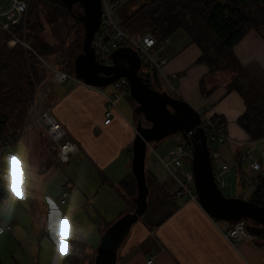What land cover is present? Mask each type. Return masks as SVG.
I'll return each instance as SVG.
<instances>
[{
	"label": "crops",
	"instance_id": "crops-1",
	"mask_svg": "<svg viewBox=\"0 0 264 264\" xmlns=\"http://www.w3.org/2000/svg\"><path fill=\"white\" fill-rule=\"evenodd\" d=\"M187 47L189 54L185 53L184 47L177 49L176 46L171 48L168 45L167 48L168 62L163 71L167 74L176 73L178 95L174 96L186 99L199 111L220 116L225 121L229 138L218 145V152L211 153L212 161L215 163L219 160L233 165L225 176L231 186H243L245 178L253 177L255 189L256 178H264V135L253 137L239 122L246 111V105L238 91L228 89L232 73L210 72L208 64L199 61L202 53L199 45L191 41ZM233 52L241 63L258 76L264 89V30L249 28L234 45ZM204 83L206 90L202 91ZM99 88L109 92L113 90L111 84ZM99 88L72 79L57 82L54 92L47 90L41 93V98L48 102L46 105L52 106L55 116L79 145V150L68 162L63 163L68 164L75 158L73 167L77 172L72 179L66 181L62 178L63 185L59 191L63 188L69 191L64 203L59 202L57 205L51 198L52 191L46 190V180L57 171L56 166L60 161L56 157L53 140L44 132L37 119L25 121L19 127L21 134H15L16 138L8 148L5 149L3 141L0 142V180L7 188L5 195L1 194L4 188H0V203H7L10 214L16 215L11 217L13 220L3 222L10 225L3 232H14L23 238L30 237L34 242L30 234H24V228H21L17 220V217L21 220L19 215H24V220L31 226L32 235L39 237L36 244L46 240L63 245L67 241L69 247L74 246L75 239L71 230L78 231L76 219L79 215L84 218L90 216L88 208L83 205L87 177L104 170L107 172V180L109 176L117 178L122 170L115 163L120 157L127 159L124 153L130 152V144L136 134L135 111L130 98L119 100L111 120L106 123L105 97ZM162 88L167 90L165 85ZM9 130L7 134L14 135ZM164 139L155 142L157 147L153 146L154 143L150 144L146 155V176L152 179L151 185L148 178L147 182L153 202L149 206L148 201L146 218L141 216L131 226L118 249L116 264H264V237L255 234L252 240L240 239L232 243L201 204L189 202L176 194L177 182L160 161V157L172 148L162 146ZM247 149H250V158L236 164L238 154ZM253 161L260 162L261 167L252 169L250 164ZM185 162L191 164L189 158L184 159L183 165ZM182 167L179 169L181 172ZM125 191L126 195L118 190L116 196H111L112 207H107L115 210L116 216L123 212L124 205L127 206L126 211L132 206L133 197L127 189ZM70 193L72 208L69 205L67 209L61 208L68 204ZM13 201L17 203L16 206L11 205ZM94 209L98 217V209ZM64 214H67V218H64ZM25 215H28V219ZM57 225L59 236L56 235ZM104 228L100 227L99 236ZM13 235L7 234L9 237ZM25 240L30 242L29 239ZM93 240L98 242L100 237H94ZM36 244L35 250L39 247Z\"/></svg>",
	"mask_w": 264,
	"mask_h": 264
},
{
	"label": "trees",
	"instance_id": "trees-1",
	"mask_svg": "<svg viewBox=\"0 0 264 264\" xmlns=\"http://www.w3.org/2000/svg\"><path fill=\"white\" fill-rule=\"evenodd\" d=\"M51 1L54 16L44 17L48 22H56L60 14L68 12L61 0ZM80 9L81 6L77 10ZM75 25L78 28L77 34L67 51L70 68L66 71L70 73H74L75 55L81 51L84 35L82 23L75 20ZM120 25L133 37L150 30L160 39L171 36L178 29H184L189 39L201 48L199 61L207 63L210 72L232 73L228 89L238 91L246 105V111L239 118L242 126L253 137L264 135L263 86L233 52L234 45L249 28L264 30V0H144ZM27 28V35L33 38L32 47L36 51L43 55L54 52V46L37 33L43 28L41 18L32 23L27 19ZM8 38L6 31L0 33V142L8 136L9 126L17 119L21 110L34 103L38 82L42 79L37 66L38 57L19 43L9 48ZM141 65L140 63V68ZM142 75L151 86L158 88L152 75ZM205 88L204 83L202 91ZM130 100L134 101L132 98ZM183 145L190 148L187 140ZM123 184L133 197L136 194L135 179L125 180ZM1 186L4 188L1 194L5 195L7 188L0 180V188ZM248 200L264 206L262 176L256 178L255 189ZM243 219L247 223V229L248 226L262 227L253 219ZM233 222L235 221H230ZM252 232L264 237V233Z\"/></svg>",
	"mask_w": 264,
	"mask_h": 264
},
{
	"label": "rangeland",
	"instance_id": "rangeland-1",
	"mask_svg": "<svg viewBox=\"0 0 264 264\" xmlns=\"http://www.w3.org/2000/svg\"><path fill=\"white\" fill-rule=\"evenodd\" d=\"M107 1L114 4L111 13L114 20L120 25L124 21V19H126L137 7H139V5L144 0ZM9 4L10 0H0L1 9L8 8ZM51 4H53L51 0H30L27 13L24 15L21 23L14 28L18 38L25 42L29 46V48L24 44H19H21L26 49L32 50L33 53L38 57L39 62L37 66L39 70V76L42 78L38 82L36 99L34 103L31 106L23 108L17 115V119L13 121L9 126V129H11V131L14 133V135L10 136H13L14 140L16 138V133V135L18 136L21 134L19 133V131L21 130L19 129V127H21L23 123L29 119H38L42 108H44L46 104H48L46 100L41 98V93L47 90L54 92L55 90L57 81L53 77L54 71L52 67L62 68L64 70H69L70 68L67 63V51L70 49L69 45L72 44L77 34L76 31L78 28L75 25L76 19L69 13H64L59 15L60 17L58 21L48 22L45 17L49 18L50 16H54ZM73 8L77 11V9L80 8V5L75 4ZM40 18L43 21V28L37 33L44 39V41L54 46V52L51 54L43 55L36 51L32 47L33 38L31 39L27 35V19H29L32 23L34 20ZM187 36V32L184 29L176 30L171 36H169V46L171 48L176 46L177 49L184 47L185 53L189 54L190 50L187 45L191 43V40ZM7 46L9 48L14 47H10L8 43ZM140 71L144 75H152L159 89H163L162 86L165 85L167 89L166 91H168L171 95H178V92L176 91L178 84L174 83V87L171 86L165 80L161 72L154 71L143 65H141ZM261 82L262 81H260V83ZM106 88H108V86ZM131 102L134 106L136 105L135 101L131 100ZM134 117L136 119L135 124L139 118L142 119L143 124H148V122H146L142 116H139L135 113ZM177 142L178 144H185L186 142L185 138L180 132H175L169 135L161 144L163 147L169 148L176 146ZM219 144L220 143L218 142L210 143L211 153L215 154V152H218L217 147ZM153 146L157 147L158 145L154 143ZM130 149V152L125 151L124 153V156H126L127 159L120 157L115 163V166L119 167V170H122L118 175L119 178L109 176V180H107V172L104 170L97 171L96 173L91 175L90 178L89 176L87 177V187L85 188L86 190L85 197L83 199V205L88 208L87 212L90 216H88L86 213V215L88 216L87 218L79 215V217L76 219L75 224H77L76 228L78 229V231H76L75 229L71 230L75 239L73 240L74 246L72 248L68 246L69 243L67 241L65 242V244L60 245L57 243L54 244V242L49 243L46 240H41L39 244L37 243L39 245L38 249L35 250L34 243L36 244V242L39 241V237L37 235H32L31 226L28 225V221L24 220V215H19V217H21V220L18 217L17 220L21 223V228H24V234L26 236L27 234H30L34 242L31 241L30 237L23 238L20 237L19 234H14V232H3L0 235V264H93L96 254L95 248L97 247V244L99 242V240H97L98 242H96L93 239L94 237H100V227L106 228L112 221L126 212L127 209V206L124 205L122 208L123 212L119 216H116V214H114L115 210L107 209V207L109 208L112 205L113 198H111V196H116V194H118V190L123 195H126V189L124 187L123 181L134 178L131 168L132 143L130 144ZM151 152L152 150L149 149V153ZM74 160L76 159L72 158L68 164L59 162L56 166L57 171L46 180V190L48 191V189H50L52 191L50 194L51 198L56 202L57 205H59L61 197V190L59 191V189L61 185H63L61 182L62 178L66 179L67 181L68 179H72V177L77 174L75 168L73 167ZM189 168H191V164L188 165V163L185 162L182 169L187 170ZM177 172L180 177H183V174L180 170H178ZM129 173L130 175H128ZM147 178L149 184L151 185V177L148 175ZM245 179L246 181L244 185L240 187H233L231 186L230 182L227 181L228 188L227 190H223L224 194L230 197H240L248 200L254 190L253 177H247ZM83 181L85 182L86 179ZM47 185L50 188H48ZM71 193L68 198V204L61 206V208L67 209L68 205L72 208V204L70 201ZM148 201L150 206L153 202L152 193L149 195ZM6 204L7 203H0V225L4 224L3 222H9L10 220H13V217H16V215L12 216V214H10V209ZM13 204L14 201L11 203V205H17V203H15L14 205ZM104 204L106 206H104ZM131 205L132 206L130 210H132L135 206L133 201H131ZM93 207L98 209V217L95 216V209ZM10 208L13 209V207ZM93 209L94 211H91ZM146 216L147 213H144L142 215V218H146ZM26 217L28 219V215ZM7 234L14 235L9 237L7 236ZM25 239H29L30 242L26 241ZM91 247H93V251H91Z\"/></svg>",
	"mask_w": 264,
	"mask_h": 264
},
{
	"label": "water",
	"instance_id": "water-1",
	"mask_svg": "<svg viewBox=\"0 0 264 264\" xmlns=\"http://www.w3.org/2000/svg\"><path fill=\"white\" fill-rule=\"evenodd\" d=\"M67 12L84 27L82 50L75 55L74 74L87 85L103 87L120 77L129 82L134 111L142 116L136 121L132 142L131 168L136 183L132 200L134 208L112 221L101 233L93 264H116L118 249L131 226L148 208L150 188L146 176V155L150 144L180 132L192 146L191 168L199 202L213 217L223 221L250 218L262 227L248 226L249 231L264 233V206L240 197H230L219 187L214 171L210 146L201 127L200 111L186 99L151 86L140 72V57L130 46H121L111 53L113 63H99L94 54L92 39L100 26L101 0H61ZM79 4L80 10L74 11Z\"/></svg>",
	"mask_w": 264,
	"mask_h": 264
},
{
	"label": "built area",
	"instance_id": "built-area-1",
	"mask_svg": "<svg viewBox=\"0 0 264 264\" xmlns=\"http://www.w3.org/2000/svg\"><path fill=\"white\" fill-rule=\"evenodd\" d=\"M101 3V23L92 39L96 60L99 63L110 65L113 63L111 53L114 50L121 46H130L139 54L140 63L142 65L154 71L161 72L165 80L174 87L176 73L171 72L167 74L163 71L164 65L168 62L167 48L170 40L169 37L160 39L150 30L145 31L137 37H133L114 20L111 13L114 4L109 3L107 0H101ZM29 4L30 0H10L8 8H0V33L6 31L9 34L7 43L10 47L15 46L17 43H21L29 48L25 42L18 38L14 30L27 13ZM52 69L54 71L53 77L57 82L75 79L83 83L75 74L57 67H52ZM111 86L113 88L111 92L91 86L99 88L104 94V122L106 123L111 120L114 110L118 107L119 100L123 97L131 98L129 82L126 77H120L112 82ZM200 115V125L206 133L209 146L210 143H222L229 138L226 123L220 116L208 115L203 111H200ZM37 122L43 127L44 132L53 140L58 160L62 163L68 162L70 157L79 150V145L77 141L70 136L66 127L55 116L51 105H46L43 108ZM13 141L14 137L8 135L3 140V147L5 149L8 148ZM192 156L191 144L190 148H186L183 144L179 143L170 148L165 156L160 157V161L177 182L176 194L180 197H185L189 202L200 204L195 188L192 168L187 170L182 169L183 177H180L177 172L183 166L184 159L189 158V160H192ZM250 156V149L243 152L241 151L238 154L236 164L239 165L245 162ZM250 167L252 169H259L261 164L258 161H253ZM232 168L233 165L221 163L219 160L213 163L215 179L222 190L227 189L225 176ZM67 197L68 191L63 188L61 190L60 202L64 203ZM64 218H67V214H64ZM214 222L222 230L224 236L232 243L240 239L252 240L255 238V234L247 229V223L244 219H239L230 223L214 217ZM9 228V224L0 225V233ZM151 261L152 259L149 260V262Z\"/></svg>",
	"mask_w": 264,
	"mask_h": 264
},
{
	"label": "snow or ice",
	"instance_id": "snow-or-ice-1",
	"mask_svg": "<svg viewBox=\"0 0 264 264\" xmlns=\"http://www.w3.org/2000/svg\"><path fill=\"white\" fill-rule=\"evenodd\" d=\"M10 180V177H9ZM56 235L59 236V225L56 226Z\"/></svg>",
	"mask_w": 264,
	"mask_h": 264
}]
</instances>
